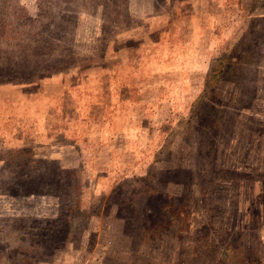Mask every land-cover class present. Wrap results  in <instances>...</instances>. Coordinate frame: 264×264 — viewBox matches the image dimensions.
<instances>
[{
    "label": "rangeland",
    "instance_id": "obj_1",
    "mask_svg": "<svg viewBox=\"0 0 264 264\" xmlns=\"http://www.w3.org/2000/svg\"><path fill=\"white\" fill-rule=\"evenodd\" d=\"M262 228L264 0H0V264H214L233 230L264 264Z\"/></svg>",
    "mask_w": 264,
    "mask_h": 264
},
{
    "label": "trees",
    "instance_id": "obj_2",
    "mask_svg": "<svg viewBox=\"0 0 264 264\" xmlns=\"http://www.w3.org/2000/svg\"><path fill=\"white\" fill-rule=\"evenodd\" d=\"M172 206L173 209L171 210H162V212L164 213L165 217H167V215L169 214L170 215V220L173 222L175 221L174 225H170L169 222L167 223L168 226H173V230L174 232H176V235H179V233L184 230L183 228H179L181 225H178L179 224V221L180 219L182 218L181 216L179 215H182L184 214V212H188L185 208V206H181V205H178V206H175L172 205V204H167L165 207L167 206ZM148 218L150 219H156V217H154V214L152 213V211H149L148 210ZM154 217V218H153ZM158 218V217H157ZM146 219V218H145ZM145 222L148 221L149 224H152L150 223L149 221L150 220H144ZM168 220L165 218V222H167ZM177 226V227H176ZM229 234H232L234 235L235 237L233 238H228L230 239L229 241H223L224 238H222L220 241L218 240V243H223L220 245V249L219 250H216V253L214 251L213 255L212 254H209L208 256L209 257H212L213 259L212 260V263L214 264H259L260 261H259V254L256 250H254L253 248L250 250L248 249L244 242H242L240 240V236L237 235V232L236 231H231V233ZM208 239H204V242H206ZM216 244V243H215ZM214 243H210L209 242V246H213ZM195 247V246H194ZM198 248V246H197ZM194 250H197L196 247L194 248ZM201 250V249H200Z\"/></svg>",
    "mask_w": 264,
    "mask_h": 264
},
{
    "label": "crops",
    "instance_id": "obj_3",
    "mask_svg": "<svg viewBox=\"0 0 264 264\" xmlns=\"http://www.w3.org/2000/svg\"><path fill=\"white\" fill-rule=\"evenodd\" d=\"M261 250H262V253L264 254V228H262V231H261Z\"/></svg>",
    "mask_w": 264,
    "mask_h": 264
}]
</instances>
